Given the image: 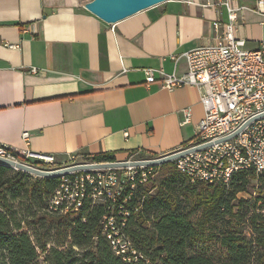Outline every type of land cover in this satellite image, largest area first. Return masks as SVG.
Masks as SVG:
<instances>
[{
	"label": "crops",
	"instance_id": "1",
	"mask_svg": "<svg viewBox=\"0 0 264 264\" xmlns=\"http://www.w3.org/2000/svg\"><path fill=\"white\" fill-rule=\"evenodd\" d=\"M208 1L167 2L107 26L83 9L89 0H0V146L60 166L100 154L156 157L190 144L203 117L200 91H168L157 73L147 85L145 70L181 76L186 63L174 59L214 42L211 25L227 13ZM246 1L237 36L253 50L264 43V6Z\"/></svg>",
	"mask_w": 264,
	"mask_h": 264
},
{
	"label": "trees",
	"instance_id": "2",
	"mask_svg": "<svg viewBox=\"0 0 264 264\" xmlns=\"http://www.w3.org/2000/svg\"><path fill=\"white\" fill-rule=\"evenodd\" d=\"M85 159L114 161L110 154ZM10 170L0 165V264H124L101 235L104 208L84 203L76 214L50 212L59 179L27 182ZM253 179L257 195L238 198ZM138 202L125 230L155 264H264V173L237 174L221 188L191 184L173 169L157 187L139 188L130 206Z\"/></svg>",
	"mask_w": 264,
	"mask_h": 264
},
{
	"label": "built area",
	"instance_id": "3",
	"mask_svg": "<svg viewBox=\"0 0 264 264\" xmlns=\"http://www.w3.org/2000/svg\"><path fill=\"white\" fill-rule=\"evenodd\" d=\"M205 6L224 7L227 13L226 22L215 21L211 25L214 42L186 51L174 59L175 65L181 58L186 63L183 75H166L162 69H146L145 81L147 85L154 83L157 73L159 84L168 91L179 87H194L200 91L203 117L197 124L194 140L172 152L200 149L170 163L191 184L228 188L237 174L251 172L257 177L264 173V161H259V152H264V43L248 50L246 41L237 36L246 8L240 0L208 1ZM263 6L264 0H258L257 8ZM30 72L38 73L37 69ZM189 119L190 112L186 110L184 122ZM22 138L27 144L28 133L24 132ZM11 152L0 151V157L19 162ZM172 152L156 157L131 155L122 161L101 163L68 161L56 166L52 156H36L26 151L24 162L20 163L35 167L28 160L36 159L51 166L44 171L78 165L126 163L125 167L62 175L47 208L61 215L81 211L84 203L104 208L99 227L113 254L124 264H155L136 248L125 229L128 218L138 214L141 208L139 202L130 206L132 199L137 190L153 178L157 166L130 163L158 159ZM242 195L238 198H244Z\"/></svg>",
	"mask_w": 264,
	"mask_h": 264
},
{
	"label": "water",
	"instance_id": "4",
	"mask_svg": "<svg viewBox=\"0 0 264 264\" xmlns=\"http://www.w3.org/2000/svg\"><path fill=\"white\" fill-rule=\"evenodd\" d=\"M188 2L189 0H90L83 5V9L98 19L107 26H113L131 16L140 12L157 7L167 2ZM200 148H194L187 151H177L165 155L161 158L130 163L134 166H161L171 161L178 159L190 152L197 151ZM0 165L9 169L21 171L39 178H58L73 171L91 170V169H105V168H119L125 167L124 162L116 163H102L92 165H78L74 167L59 168L51 171H44L38 168L26 165L20 162L9 160L0 157Z\"/></svg>",
	"mask_w": 264,
	"mask_h": 264
},
{
	"label": "rangeland",
	"instance_id": "5",
	"mask_svg": "<svg viewBox=\"0 0 264 264\" xmlns=\"http://www.w3.org/2000/svg\"><path fill=\"white\" fill-rule=\"evenodd\" d=\"M90 1V0H89ZM253 2H256V0H248L246 2H244V4L247 6V7H250V5L252 4ZM72 158H70L68 161L71 163V162H92L91 159H85V158H76V157H73V160H71ZM169 165L163 167L162 165L161 166H157L155 171H154V175H153V178L147 182L146 185L143 186V188H147V187H157L159 184H160V181L167 177V175L169 174V171L175 169L173 167V165L171 163H167ZM165 165V164H164ZM17 172H20V173H24V172H21V171H17V170H14V169H11L8 174H14V173H17ZM24 175H28L27 178L26 176H24L23 178H26L27 182L29 181H35L36 178H39V177H35L33 175H30V174H27L25 173ZM256 183L254 181V179L250 182L247 190H246V193H244L242 196L244 198H240V199H246V200H249L252 201L253 197H255L257 195V191H256V188L257 186H255ZM155 192V188H151L148 192V194H153ZM145 196V195H143ZM38 264H45L43 262V258H40L38 260Z\"/></svg>",
	"mask_w": 264,
	"mask_h": 264
},
{
	"label": "bare ground",
	"instance_id": "6",
	"mask_svg": "<svg viewBox=\"0 0 264 264\" xmlns=\"http://www.w3.org/2000/svg\"><path fill=\"white\" fill-rule=\"evenodd\" d=\"M0 151L1 152H8V149H6L5 147L0 146ZM259 161H264V152H259ZM59 181L61 182V176L58 177ZM79 211H73L72 214H76Z\"/></svg>",
	"mask_w": 264,
	"mask_h": 264
}]
</instances>
